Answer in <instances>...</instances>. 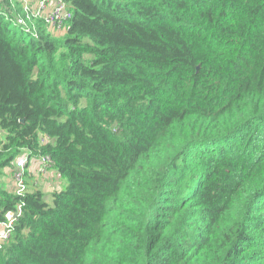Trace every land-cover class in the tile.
<instances>
[{
  "label": "trees",
  "instance_id": "obj_1",
  "mask_svg": "<svg viewBox=\"0 0 264 264\" xmlns=\"http://www.w3.org/2000/svg\"><path fill=\"white\" fill-rule=\"evenodd\" d=\"M66 1L33 39L0 0V264H264V0Z\"/></svg>",
  "mask_w": 264,
  "mask_h": 264
},
{
  "label": "built area",
  "instance_id": "obj_2",
  "mask_svg": "<svg viewBox=\"0 0 264 264\" xmlns=\"http://www.w3.org/2000/svg\"><path fill=\"white\" fill-rule=\"evenodd\" d=\"M4 16L12 21L13 26L27 36L38 39L40 28H46L55 34L65 32L67 25L72 20L73 11L66 0H6ZM1 7V6H0ZM48 139H42L46 144ZM29 157H19L12 170L14 181L13 194L19 198L25 197L30 192L29 185ZM50 157H41L37 173L46 175L53 168ZM22 208L18 207L16 214L12 215L6 222L0 223V249H4L10 242L15 231Z\"/></svg>",
  "mask_w": 264,
  "mask_h": 264
},
{
  "label": "crops",
  "instance_id": "obj_3",
  "mask_svg": "<svg viewBox=\"0 0 264 264\" xmlns=\"http://www.w3.org/2000/svg\"><path fill=\"white\" fill-rule=\"evenodd\" d=\"M40 161H41V158H34L32 157L29 161V166H28V171H29V185H30V188L31 190H41L39 188H37L38 186L36 185V181H37V177L40 176L38 173H37V167L38 165L40 164ZM55 172V173H54ZM47 174H50L48 177H45V175H41L42 176V181H46L45 184H48L49 186L52 185V187H55V191L56 190H61L59 188L60 184H55V180L56 178H60L62 179V176L55 170V169H52L50 170ZM3 183L5 180H2ZM6 183H8V187H5L4 185V188L9 191V192H14V188H15V185H14V181H13V177H12V172L9 170V178L8 180L6 181ZM42 192H44L43 190H41Z\"/></svg>",
  "mask_w": 264,
  "mask_h": 264
},
{
  "label": "rangeland",
  "instance_id": "obj_4",
  "mask_svg": "<svg viewBox=\"0 0 264 264\" xmlns=\"http://www.w3.org/2000/svg\"><path fill=\"white\" fill-rule=\"evenodd\" d=\"M4 139H5V134L0 128V142L3 141ZM5 172L7 174H5V176L1 180H5L3 185L5 187H8L9 185H8V183H6V181L9 178V170H6ZM49 175L50 174H46L45 177H48ZM45 183H46V181H42V176L41 175L37 177V181H36V185L38 186L37 188L43 190L44 194H45V200L47 202H49V203H52V193L55 191V189H54L55 187H52V185L49 186L48 184H45ZM55 184H60L59 188L61 190H63V189L66 188L68 183H67V179L66 178L62 177V179H60V178L57 177L56 180H55ZM31 191L32 190L30 189V192Z\"/></svg>",
  "mask_w": 264,
  "mask_h": 264
}]
</instances>
